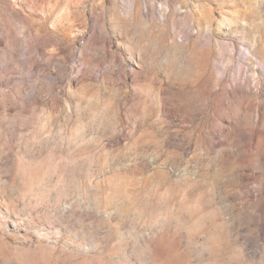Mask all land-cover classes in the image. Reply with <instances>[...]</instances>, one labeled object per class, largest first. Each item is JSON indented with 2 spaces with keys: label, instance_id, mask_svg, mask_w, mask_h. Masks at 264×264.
<instances>
[{
  "label": "rangeland",
  "instance_id": "1",
  "mask_svg": "<svg viewBox=\"0 0 264 264\" xmlns=\"http://www.w3.org/2000/svg\"><path fill=\"white\" fill-rule=\"evenodd\" d=\"M0 264H264V0H0Z\"/></svg>",
  "mask_w": 264,
  "mask_h": 264
}]
</instances>
